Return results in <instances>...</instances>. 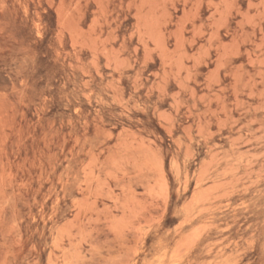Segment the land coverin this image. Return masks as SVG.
I'll list each match as a JSON object with an SVG mask.
<instances>
[{
    "label": "rangeland",
    "instance_id": "1",
    "mask_svg": "<svg viewBox=\"0 0 264 264\" xmlns=\"http://www.w3.org/2000/svg\"><path fill=\"white\" fill-rule=\"evenodd\" d=\"M0 264H264V0H0Z\"/></svg>",
    "mask_w": 264,
    "mask_h": 264
},
{
    "label": "bare ground",
    "instance_id": "2",
    "mask_svg": "<svg viewBox=\"0 0 264 264\" xmlns=\"http://www.w3.org/2000/svg\"><path fill=\"white\" fill-rule=\"evenodd\" d=\"M247 195V194H246ZM259 216H262V215H259ZM221 220V219H220Z\"/></svg>",
    "mask_w": 264,
    "mask_h": 264
}]
</instances>
